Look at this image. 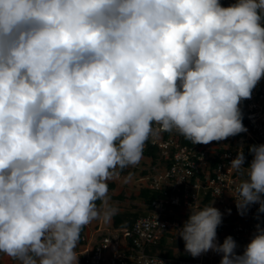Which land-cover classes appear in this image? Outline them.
<instances>
[{"label": "clouds", "instance_id": "1", "mask_svg": "<svg viewBox=\"0 0 264 264\" xmlns=\"http://www.w3.org/2000/svg\"><path fill=\"white\" fill-rule=\"evenodd\" d=\"M262 77L264 0H0V252L78 264L82 227L117 212L107 181L149 136L207 145L246 132L239 105ZM249 152L248 167L243 149L230 161L247 171L241 215L264 213V144ZM213 203L176 229L185 251L264 264V228L237 254L232 236L217 243Z\"/></svg>", "mask_w": 264, "mask_h": 264}, {"label": "built area", "instance_id": "2", "mask_svg": "<svg viewBox=\"0 0 264 264\" xmlns=\"http://www.w3.org/2000/svg\"><path fill=\"white\" fill-rule=\"evenodd\" d=\"M227 7L236 0H219ZM248 123L246 132L227 145L189 144L184 136L171 132L154 131L145 142L140 163L119 171V177L108 182L124 180L129 171L139 169L137 184L158 193L151 203L144 202L143 210L130 226L115 227L103 217L93 219L83 227L75 249L78 264H220L222 253L209 250L197 257L179 255L185 247L176 245L181 238L176 229L183 226L190 215V207L201 209L211 204L222 213L223 221L217 227V243L222 244L227 236L236 241L237 254H242L257 231L263 228L257 218L259 205L249 206L244 215L238 213L235 203L237 188L243 180L242 172L233 170L230 161L246 143L264 144V77L252 90L250 99L242 100ZM154 129L159 125L153 124ZM149 146L158 148L155 162L144 151ZM220 189V192L217 191ZM230 210V211H229ZM166 242L174 255L166 254L160 246Z\"/></svg>", "mask_w": 264, "mask_h": 264}, {"label": "trees", "instance_id": "3", "mask_svg": "<svg viewBox=\"0 0 264 264\" xmlns=\"http://www.w3.org/2000/svg\"><path fill=\"white\" fill-rule=\"evenodd\" d=\"M239 108L241 110V113H242V123L243 124H247L248 123V120H247V115H246V111H245V108L242 106V105H239ZM243 134V132L235 135V136H230L228 138H226L225 140L227 141H230L231 144L234 143L235 139L240 137L241 135ZM183 141L185 143H189V144H192L190 140L186 139L185 137L183 138ZM215 143H220V141H214ZM250 145H253L252 143H246L245 145V148H244V156H245V162H244V167H248L251 160L253 159V156L252 154L249 152V146ZM145 155H148V156H151L152 159H153V162L156 161V159L158 158V148L155 147V146H149L146 148V150L144 151ZM243 170H240L239 172H242ZM108 189L109 190H112L116 187V182L114 181H110L108 182ZM139 196L141 197V199L149 204L151 203L156 197H158V193L157 192H153L147 188H141L140 189V192H139ZM119 197L123 198V196L119 195ZM99 204V202H98ZM138 215V212H118L116 213L112 219H113V225L115 227H125V226H130L132 224V222L134 221L135 217ZM259 220V222L261 223V225L263 226L264 228V217H261V218H257ZM222 221H223V217H222ZM84 227V226H83ZM83 227H82V230H83ZM81 230V231H82ZM176 245H180L182 247H185L184 246V241L182 239H180L178 242H176ZM162 249L165 250V248L167 249L166 250V254L168 255H174V250L168 246L166 244V242L164 241L163 244L160 246ZM179 255L182 256V257H185V258H191L192 255L188 252H183V251H180L179 252Z\"/></svg>", "mask_w": 264, "mask_h": 264}, {"label": "rangeland", "instance_id": "4", "mask_svg": "<svg viewBox=\"0 0 264 264\" xmlns=\"http://www.w3.org/2000/svg\"><path fill=\"white\" fill-rule=\"evenodd\" d=\"M214 141L210 142L207 145H214ZM219 144H224L227 145L228 141L221 140ZM147 162L140 163L139 165L141 167L146 166ZM140 174V170H134V171H129L124 180L117 181L116 182V187L112 190L108 191L107 194V199H108V204L111 207H114L117 209V212H140L143 210L144 206V201L141 199L139 196L140 192V184H137V177ZM243 174V180L247 179V171L246 169L242 172ZM119 195L123 196V198L119 197ZM97 220V219H95ZM108 220L107 222L111 221Z\"/></svg>", "mask_w": 264, "mask_h": 264}, {"label": "crops", "instance_id": "5", "mask_svg": "<svg viewBox=\"0 0 264 264\" xmlns=\"http://www.w3.org/2000/svg\"><path fill=\"white\" fill-rule=\"evenodd\" d=\"M0 264H19V262L0 252Z\"/></svg>", "mask_w": 264, "mask_h": 264}]
</instances>
